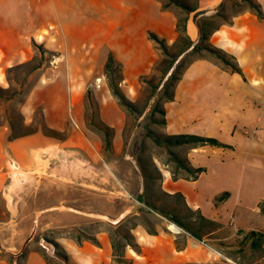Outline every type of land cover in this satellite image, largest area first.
Wrapping results in <instances>:
<instances>
[{
    "label": "crops",
    "instance_id": "crops-1",
    "mask_svg": "<svg viewBox=\"0 0 264 264\" xmlns=\"http://www.w3.org/2000/svg\"><path fill=\"white\" fill-rule=\"evenodd\" d=\"M27 2L21 0L20 3L19 0L17 14L27 12ZM40 3L47 8L49 20L57 24L66 52L56 55L54 64L41 72L38 85L30 93V107L27 113L23 112L24 123L33 120L35 108L40 106L43 124L48 129L55 132L67 129L64 119L67 109L73 117L74 128L63 139L44 135L40 129L9 139V128L1 126L0 190L10 169L23 176L39 174L42 168L48 170L54 160L67 161L77 154L87 159L83 163L89 165L92 173L90 184L84 186L101 192L111 190V194L117 188L128 190L110 168L107 169L116 183L105 185L108 180L104 179L103 168L109 164L104 161V150L109 149L105 148L102 134L86 121L87 79H93L91 86L100 99L102 123L113 130L112 154L120 155L126 113L112 96L105 80L107 58L111 54L121 64L125 84L122 92L133 100L131 95L136 93L139 78L151 73L159 54L148 38V32L163 38L168 45L173 44L177 38L176 17L162 8L163 0H31L30 12L38 13ZM260 4L263 19L244 12L209 38L211 46L235 59L242 76L223 70L214 62L196 60L176 85L173 101L164 104L168 134L186 133V125L203 122L216 131L211 136L229 148L188 149L185 157L189 164L204 169V172L194 181H173L168 171H162L161 189L170 195L180 193L187 208L219 225L220 228L211 234L225 230L228 236L224 240L231 239L233 243L241 241L238 234L243 237L252 231L264 234V211L260 208V203L264 202V3ZM147 5L153 7L152 13L148 12ZM7 10L6 0H0V13L6 15ZM186 29L190 39L197 42L198 30L190 17ZM1 30L16 41L9 48L0 47L3 54L0 78L4 69L27 62L33 52L30 40L21 38L24 31H28L27 27L19 24ZM96 79L97 87H102L100 91L95 88ZM122 157L129 160L127 155ZM132 172L136 181L139 178L137 193L140 195L142 179L134 163ZM62 180L70 182L68 177ZM222 193H228V197L215 203ZM132 210L133 206H127L118 219ZM132 234L140 251L127 250L125 257L131 264H264V252L261 251L255 252L257 258L252 262L233 261L239 260L237 256L243 261L254 253L249 239L245 240L240 254L236 252L238 245H230L228 249L232 251L229 254L236 257L233 259L225 254L221 256L217 249L204 247L193 238L187 239L183 250H177L173 237L159 230L154 235L149 234L141 225L136 226ZM70 245L77 256L75 259L71 256V259L77 264H115L110 241L101 240V246L87 242Z\"/></svg>",
    "mask_w": 264,
    "mask_h": 264
},
{
    "label": "rangeland",
    "instance_id": "rangeland-1",
    "mask_svg": "<svg viewBox=\"0 0 264 264\" xmlns=\"http://www.w3.org/2000/svg\"><path fill=\"white\" fill-rule=\"evenodd\" d=\"M253 1L259 4L260 2L264 3V0ZM186 2L189 5H194L196 3L195 0H186ZM223 2L224 0H199L197 11L199 13L205 12V14H214ZM231 2H235V4L233 5ZM25 4H27V12L17 14L16 6L19 5V0H6L8 12L6 15L0 13V47L9 48L16 41L9 33L1 29L8 27L15 28L17 25L22 24L23 27L25 26L28 28V31H24L21 38L25 41L30 40L33 50L27 60H32L29 66L26 68H18L17 66L20 64H14L4 69L2 72L3 75L0 78V88L6 91V93L0 97V127L6 125L9 128V139H11L13 134L11 133L10 125L14 128V133L31 132L40 129V123L43 122L40 106L35 108L34 118L28 124L24 123L23 112L27 113L30 107V93L32 89L38 85L41 72L54 64V57L56 55L65 54L66 52L63 39L58 33L57 24L54 23L53 20H49L50 16L46 12L47 8L45 5L40 3V11L38 13H31V0H28ZM245 6L246 5L239 0H227L222 15L224 18H232L236 12L242 10ZM147 9L148 12H153L152 6L147 5ZM167 12L174 16L181 14L180 10L174 6H170ZM189 17L193 20V13L190 14ZM221 21L222 18L217 17L214 23L218 24L221 23ZM223 25L225 24L221 26ZM31 35H33V37H31ZM33 42L37 45H41L45 52L41 53L35 48ZM50 47L53 49L55 48V50H50ZM1 57H3V54L0 52V58ZM160 57L161 55L159 52L155 62L159 60ZM207 57L209 59L208 61L216 63L220 68L222 67L218 60L211 56ZM116 64L120 65V69L115 66L110 77L115 83H118L122 91V87L125 84H123L121 64L118 62H116ZM35 66L39 67L29 73L26 72L28 69ZM151 74L152 72L143 76L148 77L151 76ZM143 76L139 78V84L135 89L136 93L130 94L133 99L130 101L135 102L138 108L144 106L148 94L147 86L141 80ZM74 80L78 82L83 81V79ZM97 80L98 79L94 82L95 88L100 91L97 87L99 85ZM105 80L108 84L109 80L107 77H105ZM87 81L89 87L85 94V102L87 105L85 113L86 121L89 122V119L93 118L97 123H102L99 108L100 99L98 95L94 93L93 87L91 86L93 79L89 78ZM101 82L103 83V81ZM101 98L103 100L104 96L101 95ZM155 101L156 99L152 98L148 102L140 117L125 115L122 128L123 145L120 155L112 154V146L108 151L103 149L105 151L104 161L107 165L109 164L107 167L103 168L104 179L105 181L108 180L107 183H109L107 184L105 182V185H115L114 183L116 182H114L111 177V171H113L115 176L121 181V185L126 186L128 190L117 188L115 189L116 191L114 190L113 194H111V190L101 192L84 186V184H90V174L92 173H90L88 169L89 165L87 164L88 166H86L83 163V161L87 159L84 156L82 157L81 154H77L75 155L76 157H71L67 159V161L63 159L60 161L54 160L49 164V171L47 168H42L39 174H28L23 176L16 172L15 169H10V172L6 174V178L2 181V189L0 190V264H7L4 260L9 259L10 256L19 255L23 250L27 252L24 264H64L61 259L55 255L52 245L47 243L43 238L55 240L59 243L69 257V262L66 264H77L71 259V256L74 257V259L77 256L76 252L71 249L70 243L73 242L79 245L74 240L79 230H83L87 235L95 236L99 242V246H101V240L109 242V237L103 232L109 224L114 225L127 217H132L131 223L133 224L141 223L140 213H138V207H140L141 204L136 200V198L141 195L137 193V181L139 178H137L136 181V177L133 176V163L137 173H139L136 165V157H142L145 163H150V160L153 159L162 172L167 171V169L161 165V162H166L168 160L165 151L153 145L151 139L146 135L147 128L156 134L179 135L168 134L165 125L161 126L150 123L149 114ZM160 107H164V104L161 103ZM19 114L21 115L20 117ZM87 115L89 118H87ZM155 118L160 119L161 116L156 113ZM64 119L67 122V129L63 132H56V135H54L56 139L65 138L67 133L71 132L74 128L73 117L69 109H67V112H64ZM22 123L25 125L24 128L21 127ZM184 129L186 133L181 134L197 135L218 140L216 137L211 136V134L216 131H213L212 128L206 126L203 122L186 125ZM47 136L51 135L48 133ZM112 138L113 134L111 140ZM175 151L179 156L185 157L188 149L182 147L176 148ZM123 154L127 155L129 160H124L122 157ZM107 168H110L111 171ZM148 168L152 170L151 165H149ZM63 177H68L70 182H64L62 180ZM117 192H119V194ZM150 195L156 206L168 212V218L152 211L145 215L154 229L173 237L174 242L177 235H184L185 238H180L178 240V245H182L184 241L187 242V239H191L192 237L185 234V232L169 220V218L178 215L184 221L195 223L193 222L194 216L190 215L181 203H177L174 199L163 196L159 192L158 186L153 188V193L151 192ZM111 201H114L113 205ZM101 202H103V205H101ZM127 206H133V210L129 214L118 219L119 214ZM171 224L180 228V233H175L170 228ZM211 233L212 229L210 227H205L201 232L202 241H199V243L203 242L210 248L217 249L221 252V256L225 254L230 258L236 259L234 255L229 254L232 250L228 248L230 245L237 246L238 243H233L231 239L224 240V238L228 236V232L221 230L214 234ZM194 240L197 242L196 239ZM84 242L93 245L89 241H83L80 245ZM127 250L132 249L127 248L126 252ZM237 257L239 260L235 261L239 263L252 262L257 258V255H247L243 261L241 257ZM126 259L128 262H131L128 258ZM128 262L125 264H128Z\"/></svg>",
    "mask_w": 264,
    "mask_h": 264
},
{
    "label": "trees",
    "instance_id": "trees-1",
    "mask_svg": "<svg viewBox=\"0 0 264 264\" xmlns=\"http://www.w3.org/2000/svg\"><path fill=\"white\" fill-rule=\"evenodd\" d=\"M194 5H189L186 0H163V9H168L170 6L177 7L180 10V15L176 17V33L177 38L175 42L171 45H168L163 38H160L153 32H148V38L155 44L156 49L160 52L161 57L157 60L152 68L151 76H143L141 78L142 82L147 86L148 94L146 96L145 104L142 108H138L135 102L130 101L123 94L121 89L118 86V83H115L111 79V73L115 66L120 69V65L116 64L113 56L109 54L107 61L105 63V74L109 80L108 86L110 88L112 96L116 99L119 106L125 111L129 116H142L144 108L147 106L148 102L155 98V104L153 105L151 112L149 114L150 123L164 126L166 125L165 119V110L164 107H160V104L168 103L173 101V91L177 83L181 80L182 75L186 69L196 60L204 59L209 60L207 56H211L218 60L221 64V69L230 70L231 72L237 73L242 76V71L235 61V59L224 52L221 49L215 48L209 44L210 36L219 30L222 24H230L232 18L242 14L244 12L253 13L259 20L263 19V11L261 5L253 0H239L246 6L235 13L232 18H224L222 12L225 9V2L220 5L219 9L216 10L214 14H205V12H198V1L195 0ZM233 5L235 2H231ZM193 13V21L198 30V40L193 42L189 35L187 34V20L189 15ZM222 18L221 23L215 24L216 18ZM35 48H37L41 53H44L45 50L41 45H37L33 42ZM32 61V60H31ZM31 61H27L23 64L17 66L18 68H26L29 66ZM39 66L32 67L26 72H31L37 69ZM6 91L0 88V97H2ZM158 113L161 118H155V114ZM21 115L19 114V117ZM87 118L88 115H87ZM90 126L103 136V141L106 149L111 148V136L113 130L101 122L94 121L93 118L89 119ZM22 128L25 125L22 123ZM11 129V139L19 138L25 135H29L37 132V130L31 132H20L14 133V128L10 125ZM40 130L44 135L48 133L54 137L56 132L48 129L45 125L40 123ZM48 132V133H46ZM146 135L151 139L153 145L157 148H160L165 151L168 156L166 162H161V165L164 166L167 171L170 173L171 179L173 181L183 179L187 181H194L198 176L204 172L202 168H193L186 157H181L175 151L176 148L185 147L187 149L210 146L217 148H229L228 145L219 142L216 139L202 137L197 135L190 134H179V135H161L156 134L152 130L147 128ZM136 165L139 171V174L142 179V193L136 198V200L141 204L138 207V213H140L141 223L133 224L131 223L132 217H127L121 220L120 222L111 225L109 224L107 228L103 230L109 237L111 250H112V261L115 264H125L128 260L125 257V252L127 248L132 249L135 252H139V246L135 242V238L132 234V230L138 226L142 225L145 227L146 231L149 234H156V230L153 225L149 222L145 215L149 214L151 211L157 213L163 217L168 218V212L164 209L156 206L151 199L150 193H153V188L158 186L159 192L168 198L174 199L177 203H181L184 209L192 216H194L195 223H189L188 221L182 220L178 215L170 217L173 223L180 227L185 234L189 235L196 239L197 241H202L201 232L205 227H210L213 231L219 229V225L203 217L198 211H192L185 205L183 196L180 193L167 194L161 189L162 181V172L157 167L155 161L152 159L150 163H145L142 157H136ZM149 165H151L152 170H149ZM228 197V193H222L215 199V203L221 202ZM260 208L264 211V202L260 203ZM180 238H185L184 235H177L175 237V246L177 250H183L185 248L186 242L182 245H178V240ZM47 243L51 244L55 255L61 259V261L66 264L69 262V257L62 247L55 240H49L43 238ZM249 239V246L254 252H264V234L259 232H249L247 237H242L241 241L238 242V249L236 252L240 254L242 252V247L245 244V240ZM77 244H81L83 241H89L95 246H99V242L95 236L87 235L83 230L78 231L77 237L74 239ZM27 252L23 250L19 255L10 256L9 259L4 260L7 264H24L26 260ZM236 262L235 260H233ZM239 263V262H238ZM131 264V262H128Z\"/></svg>",
    "mask_w": 264,
    "mask_h": 264
},
{
    "label": "built area",
    "instance_id": "built-area-1",
    "mask_svg": "<svg viewBox=\"0 0 264 264\" xmlns=\"http://www.w3.org/2000/svg\"><path fill=\"white\" fill-rule=\"evenodd\" d=\"M238 237L242 238L243 235L242 234H238ZM201 244L210 249V247L208 245L204 244L203 242Z\"/></svg>",
    "mask_w": 264,
    "mask_h": 264
},
{
    "label": "water",
    "instance_id": "water-1",
    "mask_svg": "<svg viewBox=\"0 0 264 264\" xmlns=\"http://www.w3.org/2000/svg\"><path fill=\"white\" fill-rule=\"evenodd\" d=\"M173 225V224H172ZM175 228H176V230H175V233H180V231H181V229L180 228H178L177 226H175V225H173Z\"/></svg>",
    "mask_w": 264,
    "mask_h": 264
},
{
    "label": "bare ground",
    "instance_id": "bare-ground-1",
    "mask_svg": "<svg viewBox=\"0 0 264 264\" xmlns=\"http://www.w3.org/2000/svg\"><path fill=\"white\" fill-rule=\"evenodd\" d=\"M100 88H101V90H102V87H100ZM100 88H99V89H100ZM104 101H105V98H104ZM170 228L175 232L176 228H175L172 224L170 225Z\"/></svg>",
    "mask_w": 264,
    "mask_h": 264
}]
</instances>
